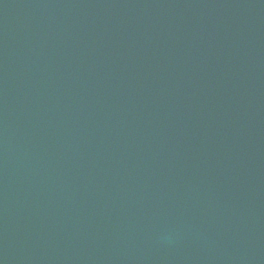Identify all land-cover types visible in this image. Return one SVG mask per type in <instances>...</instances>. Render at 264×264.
<instances>
[{
    "label": "water",
    "instance_id": "1",
    "mask_svg": "<svg viewBox=\"0 0 264 264\" xmlns=\"http://www.w3.org/2000/svg\"><path fill=\"white\" fill-rule=\"evenodd\" d=\"M0 264H264V0H0Z\"/></svg>",
    "mask_w": 264,
    "mask_h": 264
}]
</instances>
